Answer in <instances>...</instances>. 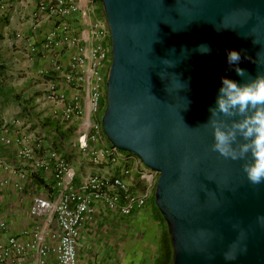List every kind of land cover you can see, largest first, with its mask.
<instances>
[{"label":"water","instance_id":"95a60500","mask_svg":"<svg viewBox=\"0 0 264 264\" xmlns=\"http://www.w3.org/2000/svg\"><path fill=\"white\" fill-rule=\"evenodd\" d=\"M96 1L111 57L101 131L157 173L153 205L170 264H264V184L212 151L202 126L222 77L245 83L237 66L264 73V0ZM203 44L210 53L197 50ZM228 50L240 52L238 65H228Z\"/></svg>","mask_w":264,"mask_h":264},{"label":"built area","instance_id":"2783aa9c","mask_svg":"<svg viewBox=\"0 0 264 264\" xmlns=\"http://www.w3.org/2000/svg\"><path fill=\"white\" fill-rule=\"evenodd\" d=\"M37 0L33 17L42 16L50 22V31L40 36V47L30 46V52H46L62 45L73 49L69 56L66 71L61 70L57 60H53L54 78L48 76L45 100L54 103L50 116L59 126L73 127L74 148L80 154L88 155L95 166L103 165L109 173H93L75 182V172L64 156L52 147H41L27 140L25 135L16 139L15 133L25 130L21 120L15 119L10 125H0V144L8 146L17 143L16 157L27 162L29 178L39 173L51 177L53 193L46 197L31 194L27 214L33 219L42 220L30 231V240L20 242L11 235L2 237L7 231L5 222L0 221V264H16L29 251L37 255L36 264H77L76 240L85 220L93 213V203L102 201L108 210L129 216L133 210L144 206L157 173L146 168L132 154H126L111 146L101 133L100 117L104 106L100 98L105 93V79L110 64V41L108 27L102 12V19L94 18L78 32L70 28L69 18L80 14L84 17L94 11L96 0ZM36 32V23L30 28ZM60 74L59 77L56 75ZM64 87L67 94L64 92ZM14 136V138L11 137ZM30 139V138H29ZM30 142V143H29ZM35 149V150H34ZM9 169L0 161V171ZM18 181L12 187L21 192L28 175L13 170ZM135 174L145 189L141 193L130 192V176ZM8 182L0 179V187ZM53 257L51 262L47 256Z\"/></svg>","mask_w":264,"mask_h":264},{"label":"crops","instance_id":"0c3cea01","mask_svg":"<svg viewBox=\"0 0 264 264\" xmlns=\"http://www.w3.org/2000/svg\"><path fill=\"white\" fill-rule=\"evenodd\" d=\"M37 0H0V20L7 19L4 27L13 33V39L11 40L14 47H21L25 50V53L32 54L30 52V46L36 48L40 47L38 39L44 33L50 31V22L42 16L33 17L35 14V4ZM79 6L84 7L83 1L78 2ZM102 19V9L99 8L98 3H94V11L88 16L84 17L80 14L73 15L69 18L70 28L74 32L80 31L86 27V24L92 21L94 18ZM36 23V32L30 28ZM58 48L50 49L46 52L40 53V59L38 63H43L42 68L44 72L49 73L51 76L52 68L48 66L53 64V60H57L61 66L63 72L66 71V67L69 64V56L73 52V49L67 45H62ZM15 58H20L18 55L21 52H15ZM20 60V59H19ZM48 67V68H47ZM47 68V69H45ZM29 76L31 74H28ZM60 74L56 75L59 77ZM26 78H28L26 76ZM46 82V88L48 86ZM46 88L44 89L45 93ZM64 92H68L64 87ZM29 94L28 96H30ZM44 103L40 106L37 103V99L29 102L27 106V113L23 118H17L21 120L26 126L25 130H19L15 133L16 139L25 135L27 140H31V144L35 145V141H38V145L41 147H51L50 144L46 145L41 140H38L35 132V124L32 122H52L54 119L50 116L51 109L56 108L54 103L49 100H45L42 97ZM36 105V107H34ZM40 112V114H38ZM24 113V112H23ZM32 114L34 117H32ZM48 119L46 120L45 119ZM7 122H0V125ZM39 124V123H38ZM12 127V126H11ZM43 135V134H41ZM14 138L13 135H11ZM30 138V139H29ZM35 138V139H32ZM29 142V143H30ZM42 143V144H40ZM17 143L13 142L8 146L0 144V161L4 162L9 169L0 171V179L6 180L8 184L0 187V221L5 222L7 231L2 233L4 238L6 235H11L20 242H28L30 240V231L33 226L41 224L42 220L33 219L28 216L27 208L29 205L30 195L38 194L46 197L49 193H53L52 180L47 174L39 173L36 183L29 178L27 162L21 161L16 157ZM35 150V149H34ZM78 160H72L70 165L72 168L78 169V174L75 182H80L84 177L93 174L111 173L112 175L116 171H112L106 166H95L91 163L88 155L80 154L76 151ZM74 166V167H73ZM13 170L24 172L28 175V180L23 185V191L19 192L12 187V184L18 181L17 175L12 174ZM130 192L141 193L145 187L143 183L137 178L135 174L130 176ZM151 192L146 199L144 206L140 209L133 210L129 216H122L117 211L108 210L102 201H96L93 203V213L89 220H85L82 227L79 230L78 238L76 240V262L77 264H155V257L158 251V244L162 240L163 247L164 241L167 236L165 235L164 224H161L157 218L158 211H156L153 205V195ZM160 216V215H159ZM161 217V216H160ZM164 260L162 264H166L167 253L164 251ZM52 255V254H51ZM50 254L47 256V261L51 262L53 257ZM37 255L34 251L26 253L25 257L18 260L16 264H36Z\"/></svg>","mask_w":264,"mask_h":264},{"label":"clouds","instance_id":"9594fccd","mask_svg":"<svg viewBox=\"0 0 264 264\" xmlns=\"http://www.w3.org/2000/svg\"><path fill=\"white\" fill-rule=\"evenodd\" d=\"M197 50L202 54L211 52L206 44L198 46ZM240 61V52L227 51L230 67ZM234 70L246 82L238 84L222 77L215 106L208 109L210 117L202 126L211 127L212 151L225 159L242 161L246 180L259 186L264 184V73L252 77L238 66ZM257 220L264 223V216ZM225 258L231 259L227 255Z\"/></svg>","mask_w":264,"mask_h":264},{"label":"rangeland","instance_id":"374dc122","mask_svg":"<svg viewBox=\"0 0 264 264\" xmlns=\"http://www.w3.org/2000/svg\"><path fill=\"white\" fill-rule=\"evenodd\" d=\"M10 32L8 27L0 28V64L3 67V74L1 76L3 81L0 88V122H7V124H10L11 121L17 118H23V114L29 115V113H27V106L29 102L34 101V99H37L36 104L40 106L44 103L42 97L45 98V91L44 89L42 90V88H46V82L49 80V73L44 72V68H42L43 63H38L41 56L40 53L34 52L30 55L29 53H25V50L21 47H14V44L11 42L13 33ZM15 52H21L18 54L21 56L19 58L20 60L15 58ZM48 67L53 68L51 65ZM28 74L31 75L29 76ZM51 74H54V72H51ZM26 76L28 78H26ZM51 78H54V75H52ZM29 94L31 95L28 96ZM99 104L101 107L105 105V94L101 96ZM34 107H36V105ZM38 114H40V112ZM32 117H34L33 114ZM32 123L35 124V132L38 133V135H36L38 137L36 138L38 140H42L46 145L50 144L51 147H58L60 149L59 152L68 157L67 161L71 162L72 160H78L79 155L76 154V150L73 146L75 140L73 127L59 126L60 131L66 133L63 138H59L52 130V122H44L42 124L41 122ZM73 169L77 177L78 169L76 167ZM157 218L160 223L163 224L162 218L158 214ZM167 250L166 241H164L163 247L161 240L158 244L155 264L163 263L165 256L164 251L167 253Z\"/></svg>","mask_w":264,"mask_h":264},{"label":"trees","instance_id":"16d2710c","mask_svg":"<svg viewBox=\"0 0 264 264\" xmlns=\"http://www.w3.org/2000/svg\"><path fill=\"white\" fill-rule=\"evenodd\" d=\"M6 22H7V19L6 18H3L2 20H0V24H1V26H5L6 25ZM0 39H1V36H0ZM3 67H2V65L0 64V88H1V85H2V78H1V76H2V74H3ZM51 123V122H50ZM60 127H59V125H57L56 124V122L55 121H52V130H53V132H54V134L57 136V137H59V138H63L64 137V135L66 134L65 132H61L60 131V129H59ZM56 141V140H55ZM56 145V144H55ZM52 148H54V149H56L57 151H60V149L58 148V147H56V146H53ZM127 154V153H126ZM63 156H64V158L67 160L68 159V157L65 155V154H62ZM130 155V154H129ZM36 178L37 177H35V176H31V179L33 180V181H35L36 183H38L39 181L38 180H36ZM157 211V210H156ZM163 221V220H162ZM163 224H164V227H165V235L167 236V238H166V246H167V248H168V250H167V256H166V261H165V263L166 264H170L171 263V249H170V245H169V241H168V233H167V229H166V225H165V223H164V221H163Z\"/></svg>","mask_w":264,"mask_h":264}]
</instances>
